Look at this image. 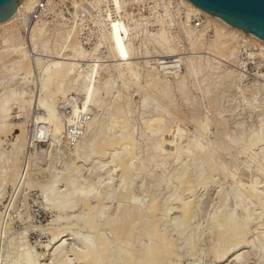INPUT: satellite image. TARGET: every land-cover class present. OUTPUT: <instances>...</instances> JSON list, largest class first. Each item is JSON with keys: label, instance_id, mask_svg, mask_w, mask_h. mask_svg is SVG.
Returning <instances> with one entry per match:
<instances>
[{"label": "bare ground", "instance_id": "obj_1", "mask_svg": "<svg viewBox=\"0 0 264 264\" xmlns=\"http://www.w3.org/2000/svg\"><path fill=\"white\" fill-rule=\"evenodd\" d=\"M36 1L37 0H21L18 2L15 12L8 19L0 22V28L11 24L18 19L21 21L23 29L24 24L29 17V13H31L34 9ZM146 1L148 0H76L75 4L77 3V5H81L83 2H86L91 5V8H94L96 11H98V15L95 17L93 22L98 27L97 30L100 38H98L99 42L95 44V47L92 49V51L88 52L83 47L82 41L79 40L77 30L74 31V29H76L75 26L66 25L64 21H56L54 24H57L58 26L56 25L57 27L54 26L52 29L53 35L57 40L59 39L61 43L57 44V48H55V46L53 48H49L47 41L44 42L42 48L46 52L44 54L46 58L42 61V57H37L36 60L34 57L31 59H34L35 62H31V60L29 61L26 49L24 46H22L23 37L19 35V32H16V39H18L20 43L19 45H12V50L16 55V58L13 60V64L15 65V70H17V72L21 75L20 80L23 81H26L28 78H30L29 76L32 74L30 69L33 63H35V66H37V68L40 70L41 94L38 98V107L40 106L45 110L44 113L46 116L43 115V118H45L46 123L51 127V145H59L62 142L61 136L63 133V124L57 111V101L59 95L63 97L67 92L69 93L71 89L73 90V87L76 86L75 84H80V90L83 93V100H81L80 110L84 111L90 108V110H93L95 113L96 110L94 111V109H102L101 115L93 113L94 116L92 119L86 123L87 128L84 131L85 134L83 132V137L76 143L75 147H73V155L76 159L82 161L87 160L90 157H92L93 161L94 158L98 159L106 155V159L108 161L103 160L101 162L104 163L103 167L109 165L108 167L110 168L107 170L104 169V176H102V174L100 177H98L99 180L96 179V183L90 184V186L86 189L83 186L86 183L85 178L82 177L81 183L78 185L77 183L78 180H80V177L69 175V173L68 175H65L66 173L63 169L64 173L62 172L49 180L51 178L50 177L47 180L48 182L44 184V198L48 202H53L52 204H55L54 206L56 208L61 210L73 209L77 202H80L83 210H85L83 214L79 213L72 216L57 215L53 220V222L62 223L57 226L55 225L52 231L49 230L51 231V235L49 242L46 244L47 248H52L53 246L58 245L53 251L55 262L57 258H60L58 261H61V257H64L66 252L69 251L73 252L74 255L73 259L75 263L71 262V264H181L179 263L181 259L179 257L181 244L177 243V238H173L169 228L172 227V230L176 231L175 234L180 236L179 234L187 229L191 220L193 219L192 216L194 214L192 212V208L194 207L195 202L191 197L190 200H184L180 198L183 195L180 196L181 194H176L179 197L176 198L174 197L176 196L174 194L178 190L185 188H188V190L184 191H188L189 193V188L191 186L193 187L197 181L198 185L199 183H201L200 185H202V183L205 185L210 181L207 175L210 171L217 169L216 171L218 172L222 171L220 174H227V166L228 168L230 166L228 165L230 162L227 161L228 159H226L225 156V152L227 150L223 152L224 150L221 151V149H219L222 153L219 151L220 154L215 155L213 150L208 148L207 145H204L205 143L203 144L202 141L197 139V137L194 140L189 138L190 140L187 143L182 144V139L184 137L190 136V133H188L186 128L183 127L182 119L172 118L169 124H164L165 117H172L168 108L170 107L171 102L169 101L170 103L166 104L164 107L162 105L163 108L160 109L158 100H164V98L168 99L170 96L171 91L169 88L168 79L162 78L163 76L158 71V68L154 69L149 65L150 61L148 59L141 60L142 57L138 56V47L135 46L134 40L140 36L142 37L143 35L144 38H142V40L145 39V41L148 40L154 45H157V47L163 51V53H165L164 55H159L156 58L157 63H159L161 59L176 58L178 61L180 60V62L184 64V62H186V57L184 58L181 55V52H179L180 49L174 44V40L177 37L178 32L183 33L186 40L188 41V49H191L192 51L196 49L195 47L197 46V42L199 43L201 41L200 36L202 31V29H197L199 23L195 25V23L190 20L191 15L196 14L204 17L203 19L200 17L204 23L202 27L211 24V22L218 24V26L213 27L215 29L214 33H216L214 35L215 39L211 44V50H216L220 53V50H224L226 46L225 42H227L229 38L234 39L236 32L242 35L243 38L253 40L255 44H258L261 54H264V41L252 35H247L237 28L229 26L217 17L206 14L189 3L187 0H152L155 3V6L162 3L161 5L163 6V10L162 12H158L155 9L157 7L152 6L151 10L156 14L155 26L157 27L152 29L153 31H148L145 29L144 25H142L140 18L133 20L128 12V7H132ZM49 3L50 1L48 0L47 5H49ZM169 4H174L172 6H178L180 8L183 7L186 12L185 21H181L178 24V32L173 31L174 23L169 16ZM28 29L30 33L27 38L35 49L36 40L46 33L43 19L32 21ZM225 29L229 32V35H226L224 31ZM225 38L228 39L225 41ZM77 42L80 44V46ZM100 43L104 44L106 48L105 53L97 51V47L100 45ZM147 53L145 54L147 55ZM232 53L233 51L231 50L228 53V56H231ZM193 54L192 55L196 57L187 60L189 74L195 76L204 70V76L207 73L205 69L209 70V68H211V62L207 61L208 65L205 66L199 61V59H197L200 58V56H197L196 53ZM147 57L145 56L143 58ZM136 59L140 61L141 65L146 67L143 69V74L146 79L144 81V87L143 85L141 86L143 89L142 93H144L141 94L142 105L140 106L147 105L151 100V102L155 103V110L158 111L155 115H144L141 117V120L144 124L143 130L147 129L149 130L148 132H150V134H157L153 143L147 147L148 154L146 162H155V159H157L155 157L158 156L159 161H161L158 162L160 163L159 165H161L164 163V160L167 159V157L172 156V158L175 160L174 162L181 164V167L179 166L180 168L178 170H174L175 172L172 171V173L169 174V177L166 179L167 184L170 182L177 183V187H179V189L173 188V190L177 189L176 192L173 191L174 194L169 192L172 193V197L169 195V197H171L170 199L167 195L161 199L154 197L150 202L148 201L149 203L147 202V205H144L146 203L141 204V201L139 202L137 197L136 199L132 197L131 200L128 199L129 197H127L128 195L131 197L130 189L133 184L132 177L134 173L136 174V171L143 172L148 168V165H146L147 163L145 164L144 162L140 161L139 164L138 156L136 157L135 150L136 147L138 149V144L136 143V137L131 125L132 114L127 111L129 98L127 95L121 96L120 91H117V93L120 94H113L116 97L114 98L112 95L114 99L111 100L107 106L102 105L104 96H109L110 92L113 90L111 89V86L115 84V79L120 81L122 86L125 88L130 83L139 82L141 77L139 67L140 63ZM82 64H85L87 68L85 74H82V72L79 70L77 71V68H80V66L82 67ZM172 70L173 68H171V70L164 71L163 74H171L176 80L178 90H185V84H183V79H180V73L178 71ZM165 77H168V75ZM136 86L140 87L138 83ZM154 92L155 94H153ZM13 98L19 103L27 101L26 92L24 91L17 92L11 90L9 93H6L0 97V119L2 120L0 121V133L4 132V130L7 131L10 129L7 132L5 131L8 133L11 131L13 126L16 125H12V123L7 122L9 117L8 104ZM76 111L77 110H75V112ZM40 118L42 117L37 118V120L39 121ZM198 124L199 129L197 130L205 132V128L207 129L206 124L200 122ZM15 127L20 128L21 134L18 133L19 135H16L17 138L14 139L15 142L10 145L11 147L8 149L9 151L7 150L8 152L6 151V153L3 152L4 148L2 150L1 143H3V140L0 138V153L5 154L4 157H8V160H10V158L13 156H19L18 153H20L23 146L25 145L26 138L24 139L22 136L24 129L23 124H17ZM41 130H44V127H41ZM142 131L141 133L143 134L144 132ZM141 133L140 135H142ZM258 133L259 136L254 135L253 138L246 140L247 142L245 144L243 143L244 146L241 145L242 148L239 149H242L243 153L245 151L244 148L246 149V158L245 161L242 162V165L247 166L245 162H252L256 166V171L260 174L261 179L258 180L259 178L254 176V178L250 176V178L245 179V177H248L247 173H249V171L247 173L246 171H243V168H240L241 163H239L240 165H236L234 167L235 169L229 172V176L231 178L230 180L234 185L233 191L231 190L232 188L230 189L231 192H233L232 194H234V196H232L237 199L238 205L240 203L241 207L243 208L244 214L243 216L241 215L242 219L240 218V220H234V212L232 213V210L229 208L231 210L230 211L227 208L228 206H226L227 204L225 202L227 198L231 197L229 196L230 194H228L229 192L223 189L219 191L217 190V200L219 201V205L216 207V209L214 207L215 211L212 210L214 211L212 215V223H217L220 229L218 231V238L216 237V243H214L210 248V253L212 255L211 258L213 260H218L220 258L222 259L230 252L234 251L238 253L240 249L242 250L243 245L245 244L243 242L245 241L244 237L249 234V231L253 230H250L249 226L251 221L253 222L255 219L260 221L262 220L261 218H263L262 223L264 224V217H262L264 214V191L261 192V188L259 189L260 182L264 181V149H261L258 153L253 149L254 145H256V141H259L261 138L260 135L262 133ZM203 134L204 133H202V135ZM144 135H142L143 138L145 137ZM219 145L220 148L222 147V149H224L223 143L220 142ZM226 145H228V143ZM124 153L127 155H125L126 158H120V155H123ZM117 158H119V162H117L118 164H116V162L114 163L115 159ZM216 159H218V162ZM135 160H138L137 162L139 165H136L137 162ZM198 160L204 161L206 166L204 169L201 167L202 169L197 175H195L194 171L196 168H194L195 170L193 172L192 168L194 166V162ZM158 162L157 164H153L158 165ZM211 162H213L212 164L215 165L216 169L213 168L214 165H211ZM214 162L216 164L218 163L217 166ZM191 165L193 166L191 167ZM195 166L197 167V165ZM15 169L16 164L12 163L8 168H6V170L3 171H5L8 178L11 179L16 175ZM117 170L120 173L117 177V182L112 183V180H114L112 175ZM254 174L255 173H253V175ZM212 179L213 178H211V181ZM61 180H64L65 186L67 187L64 188V191L59 188V182H61ZM213 180H216V178ZM212 182L214 183V181ZM95 185L101 186L100 188L104 190L99 192L95 191L96 194L93 195L96 198V201L92 203L90 197L92 196L91 194L93 189H95L93 187ZM60 190L62 192H59ZM182 191L183 190H181V192ZM193 191L194 189L191 190L190 193H193ZM179 192L180 191L177 193ZM118 194L119 197L121 194H123L122 197L124 194H128L126 196L128 200L125 202L120 200L117 202L114 212H109L107 210L106 201L113 199L114 197H118ZM165 198L166 202H169V204L166 206L165 204L167 203H165ZM241 199H245V202L247 203H242L244 201H241ZM256 204H258V206H255ZM176 211L179 213V215L171 218L170 214H173ZM69 217L73 220H70ZM79 223H81L83 227L89 230L92 234L90 235L89 233L86 238H83L82 235L79 234L82 238L78 239L81 242H78L77 240V242L80 243V247L75 249L78 246L76 245V241V244L74 243L75 247H73L65 244L64 241L61 242V238L65 235L74 236L72 239H75V237L77 238L79 236H77L79 232H73L72 226L75 224L78 225ZM263 224H259V222H257L255 223V228H253L256 229L259 225L262 227ZM188 233L189 235L186 239L184 238L183 242L185 245L189 246L190 253L192 252L191 254H194L193 251L195 250L200 237L198 236L199 238H195L194 230H190ZM256 235V239L260 245L261 251L263 250L264 252V231L258 230ZM10 245H12L13 249H8L10 250V252L8 251L9 253H2L0 262L3 261L4 264H41V259L34 252L33 247L28 242L19 240ZM234 252L232 254H234ZM250 252L253 253L254 251ZM246 253L247 251L245 253L242 251V253L236 254L234 259L237 260V264H245V262L249 261L247 259L250 256L246 257ZM248 255H250V253ZM65 258L63 260H65ZM260 258H262V256H260ZM66 260L68 262L67 264H69L71 261V259ZM260 260L263 262L264 259Z\"/></svg>", "mask_w": 264, "mask_h": 264}, {"label": "rangeland", "instance_id": "obj_2", "mask_svg": "<svg viewBox=\"0 0 264 264\" xmlns=\"http://www.w3.org/2000/svg\"><path fill=\"white\" fill-rule=\"evenodd\" d=\"M154 4L155 3L151 0L144 2L143 4H138L132 7H128V12L130 14V17L133 20L140 18L142 25H144L145 29L148 31H153L152 29L157 27L155 26L156 14L153 13L151 10L152 6H155ZM155 7H157L155 9L158 12H162L163 6L161 4H157ZM67 11H68V4L65 5L64 2H61L58 5L49 8L47 12H45L43 16L44 17L43 23L46 28L47 34L45 33L43 36L39 37V39L36 40L35 49L32 43L27 38V36L24 34L20 20L17 19L13 23L0 28V97L6 93H9V91L11 90L17 92L24 91L26 92V97H27V101L25 102L19 103L16 102L17 100L13 98L8 104L9 117L7 119V122L12 123V125L16 124L15 126H17V124H23L24 129L22 132V136L24 137V139L25 138L26 139H25V145L23 146L20 153H18L19 156L18 155L13 156L12 158H10V160H8L9 159L8 157H7L8 159L4 157L5 154L0 153V188H1L0 189V257L2 253L3 254L9 253L10 250L13 249L12 245L10 244L15 243V241L17 242L19 240L21 241L23 240L28 242L33 247L34 252L41 259L40 260L41 264H67L68 262L66 259H71L69 264H71V262L75 263L73 259L74 257L73 252H69V251L66 252V255L64 257H61V261L60 260L58 261V259L60 258H57L55 262L53 251L56 249L58 245H55L52 248H47L46 244L49 242L51 235L50 233L54 229L55 225L57 226L61 223V222H57V223L53 222V220L57 215L72 216L79 213L83 214L85 210H83V207L80 202H77V204L73 209L61 210L59 208H56L54 206L55 204H52L53 202H48L44 198V194H43L44 184L48 182L47 180L50 177L51 178L49 180H51L52 178H54V176L59 175L65 170L64 171L66 173L65 175H68L69 173V175L80 177V180H78L77 183L78 185L81 183V178L82 177L85 178L86 183L83 186L87 189L90 186V184L97 182L96 179L99 180L98 177H100L102 174H103L102 176H104V171H105L104 169L107 170L108 168H110L108 167L109 165L103 167L104 163L101 162L103 160L104 161L107 160L106 155L102 156V158H98V159L94 158L93 161H92V157L82 161L76 159L75 156L73 155L74 154L73 147H75L76 143L85 134L84 131L87 128L86 123H88L89 120H91L92 117L94 116L93 110H90L89 107H88L89 109L87 110L84 111L80 110L81 100H83L82 98L83 93L80 90L81 89L80 84H75L76 86L73 87V90L71 89L70 92L69 93L67 92L66 95H64L63 97H61L60 95L58 97L57 111L61 117L63 124V133L61 136L62 142L59 145H55V144L51 145V140H50L51 127L46 123L45 118H43V115H45L44 113L45 110L40 106L38 107L39 105L38 98L39 95L41 94L40 70L37 68V66H35V63H33L32 67L30 66L31 67L30 71L32 72V74L30 73L31 74L29 76L30 78H28L26 81H23L20 80L21 75L17 72V70H15L16 68L15 65L13 64V60L16 58V55L15 52L12 50L13 47L12 45H16V44L19 45L20 43V41L16 39L18 32L19 35L23 37L22 46H24V48L26 49L28 53L29 61L31 60V62L32 61L35 62L37 57H42V61L43 59L46 58L44 56L46 52L42 48L44 42L47 41V45L49 46V48L50 47L53 48L54 46L55 48H57V44L61 43V41H59V39L57 40L56 37H54L53 35L52 29L57 24H54L55 22L51 19V17L54 14L58 15L59 17L61 16L67 17L66 15ZM169 16L171 17L174 23L173 31L178 32L177 30L179 26L178 24L181 21H185L186 19L185 15L183 14V11L178 10V12H176V9L172 8L171 6L169 7ZM203 18L204 17H202V19ZM83 20H84L82 21L83 34L81 35L79 40H81L82 43L84 42L83 47L88 52V51H92L94 45L99 42L98 38L100 37L98 30L95 29L91 23H89L88 21L89 18L86 19V17H84ZM203 25L204 23L202 22L200 26H197L198 30L202 29L200 36L201 41L199 43L197 42V46L195 47L196 49H194L193 51L191 49H188L189 47L188 41L186 40L185 35L183 33L178 32L177 37L174 40V44L180 49L179 52H181V55L184 58L186 57L185 58L186 62H184V64L180 62V60L178 61V59L176 58L170 59L172 61L177 60L176 62H174V64H176L177 66L172 71H178L181 76L180 79H183V84H185L184 85L185 90L182 91L179 89L182 93L178 90L175 78L171 74H163L164 70H161L157 65L156 58L159 55H164L165 53H163V51H161L157 47V45H154L150 41L148 40L145 41V39L142 40V38H144L143 35L142 37L140 36L136 38V40H134V43L135 46L138 47V56L142 57L141 60L148 59L150 61L149 65L154 69L158 68V71L163 76L162 78L168 79L169 88L171 91L170 96L168 97V99L164 98V100L163 99L158 100L160 109H162L166 104H169L171 102V105L168 108L171 112L172 117L171 118L165 117L164 124H169L172 118L182 119L183 127L186 128L188 133H190L189 137H184L182 139V144L187 143L190 140L189 138L194 140L197 137V139L202 141L203 144L205 143L204 145H207L208 148L212 149L215 155L220 154L219 149H221V151L224 150L223 152L229 150L228 152L227 151L225 152L226 159H228L227 161L230 162L228 164L230 165L229 168L227 166V174L225 173L220 174L222 173V171L220 172L216 171L217 169L215 165L212 164L213 162H211V165H214L213 168L216 170H212L213 172L210 171L211 174L210 172L207 174L210 183L207 182L205 184L206 186L204 185V183H202V185H200L201 183H199L198 185L197 184L198 181H197L196 184L193 185V187L191 186L189 188L190 189L189 193L188 191L187 192L184 191V190H188V188L181 189L184 192L178 190L180 192L177 193L178 192V191L176 192L177 189L173 190V188L179 189V187H177L178 184L173 181H172L173 183L170 182L172 185L170 183L167 184L166 179L169 177V174H171L172 171L175 172L176 169L178 170L181 167V164L178 163L180 164L178 165L176 162H174L175 160L172 158V156L167 157V159H165L164 163L162 162L163 164L161 165H159L160 164L159 162L161 161H159L158 156L155 157L157 158L155 159V162L154 161H152L151 163L146 162L147 154H148L147 147H149L150 144L153 143V141L155 140L154 138H156L157 134H150V132H148L149 130L147 129L143 130L144 124L141 120V117L144 115L145 116L155 115L158 111L155 110L154 108L155 103L151 102V100L147 105L140 106L142 105L141 94L144 93V92L142 93L143 89L141 88V86L143 85L144 87L145 85L144 81L146 79L143 74V69H145L146 67L141 65L140 61L136 59L140 63L139 67H140L141 77L139 82H137L138 85H140V87L136 86L137 83H130L125 88L122 86L120 81H117L115 79V84L111 86L112 87L111 89H113L111 91L112 93L110 92L111 95L109 94V96L104 94L105 96L103 98L102 105L107 106L110 103V101L116 97L114 95H118L121 93V96L122 95L128 96L129 104L127 106V111H129L132 114L131 125L134 130L136 143L138 144V149H139L138 150L136 147V150L140 152L139 153L138 151L135 150L136 157L138 156V160H139V161L138 160L135 161L136 162L138 161L139 164L140 161L144 162L145 164L147 163L146 165H148L147 166L148 168L147 167L146 168L150 172L147 169L143 172L136 171V174L134 173L132 177L133 184L130 189L131 197L128 194H127L128 196L124 194L123 196L124 199H123L122 197L123 194H121L120 197L118 194L119 198L114 197L113 199L106 201L107 210L113 213L117 205V202H119L120 200L121 201L123 200V202L127 201L128 199L131 200L132 197H134L135 199L137 197V200L139 202L141 201V204L146 203L144 205H147L154 197L161 199L164 198L165 195H167L168 198L170 199L172 197V193L174 194L173 191H175L176 193L174 195L181 194L180 196L182 195L183 196L180 198L184 200H190L192 198L195 202V205L192 208V212L194 214L192 216L193 219L191 220L187 229L181 234H179L180 236H178L177 234H175L176 231L172 230V227L169 228V230L173 235V238L174 237L177 238V243L181 244V248L179 252L180 254L179 257L181 259L179 263L237 264L236 262L237 260L234 259L236 254L238 253L240 254L242 253V251H244L245 253L247 251V253L248 254L250 253V255L246 253L245 256L246 257L250 256V257L247 259L249 261L245 262V264L247 263L264 264V260L263 262L260 260V259H264L263 258L264 252L263 250L261 251L260 245L256 239L257 238L256 233H258V230L264 231V227H263L264 224L262 223L263 218H261L262 220L260 221L257 219H255L253 222L251 221L249 226H250V230L252 229L253 230L249 231V234L246 235L247 237L246 236L244 237V240L246 242L243 241L245 244L243 245L242 250L240 249L238 253L233 251L234 254H232L233 252H230L222 259L220 258L218 260H213L211 258L212 255L210 253L211 250L210 248L214 243H216L217 240L216 237L218 238V233H219L218 231L220 229L217 223L215 222L214 224L212 223L213 212L215 211L216 207L219 205V201L217 200L218 198L217 192L222 189L229 192L228 194H230L229 196H231L232 198L231 197L227 198L225 203L227 204L226 206H228L227 208L228 209L230 208L232 211L230 209L229 210L232 213L234 212L233 213L234 220H240V218L242 219V216L244 214L241 204L239 203L238 205L237 199L233 197L234 194H232L233 192H231V190L233 191L234 185L230 180L231 178L229 176V172L234 170L235 169L234 167L239 163H241V165L239 164L240 168H243V171H246V173L249 171V173H247L248 177H245V179L250 178V176L252 177L254 176L256 178L258 177L259 178L258 180L261 179L260 174L256 171V166L252 162L247 161V163L245 162L247 166L242 165V162L245 161L246 158V154H245L246 149L244 148L245 151L243 153V150L241 149L242 150L241 151L239 148H242L241 145H243V143L245 144L247 142L246 140L253 138L254 135L259 136L258 132H261L262 133L260 135L261 140L259 139V141L257 140L258 142L256 141V145H254L253 149L257 153L260 152L261 149H264V138H263L264 137V54L260 53V47L258 44H255L253 40L243 38V36L238 34L237 32L235 33L236 36L234 37V39L229 38V40H227L228 38H225V41L227 40V42H225L226 46L224 50H220L221 54L216 50H211L210 49L211 44L215 39L214 35L216 33V32L214 33L215 29L213 27L218 26V24L211 22V24L205 27H202ZM224 31L226 35H229V32L226 29ZM78 45L80 46L79 43ZM97 49H98L97 51L99 52L102 53L106 52V48L104 44L100 43ZM231 50L233 51V53L231 56H228V53ZM145 53H147V55ZM193 53H196L197 56H200V58L197 59H199V61L203 65L206 66L208 65V62H211V68H209V70L205 69L207 73L204 76H203L204 70L195 76L189 74L187 60L196 57L193 56L195 55ZM145 56L148 57L143 58ZM34 57L35 60L31 59ZM210 59L213 61H211ZM78 70L81 71L82 74L83 73L85 74V72L87 71L86 65L82 64V67L80 66V68H77V71ZM166 75H168V77H165ZM117 91H120V93H117ZM153 94H155V92ZM112 95L114 96V98ZM74 109L77 111L75 112ZM94 111L97 115L102 114V109H94ZM38 116L42 117L40 118L41 121L37 120V118H39ZM0 121L2 120L0 119ZM199 122L206 124L207 129L205 128V132L204 131L201 132L200 130H197L199 129V124H198ZM15 126H13L11 131L8 133L6 132L9 131L10 129H8L7 131L4 130V132L6 131L5 133L4 132L0 133V138L1 140H3L2 141L3 143H1L2 145L1 147L2 150L4 148L5 151L3 150V152L5 153L8 149H10L11 147L10 145H12L13 142H15L14 139L17 138L16 135L21 134L20 128H17ZM41 127H44V130H41ZM141 131L144 133L142 134ZM140 133L142 135L145 134L144 135L145 137L143 138V136L140 135ZM202 133L204 134L202 135ZM220 142L223 143L224 149H222V147L220 148L219 145ZM227 143L229 146L226 145ZM125 155H126L125 153L123 155L121 154L120 158L122 159L126 158L127 155L126 156ZM216 160L218 162V159ZM115 162L116 164H118L117 162H119V158L115 159L114 163ZM138 162L137 164L136 163L135 164L139 165ZM157 162L158 165L153 164V163L157 164ZM12 163L16 164V169H15L16 175L14 178L10 179L6 175L7 173L3 170H6V168H8ZM78 165H80L81 167ZM195 165H197V167ZM192 166L193 165H191V167ZM205 166L206 164L204 161L198 160L194 162L192 172L195 170L194 168H196L194 174L197 175L198 172L202 168L204 169ZM144 172L146 173V175ZM253 173L255 174L253 175ZM119 174L120 173L118 172V170L113 173L112 176L114 177L113 178L114 180H112V183L117 182L118 179L117 177ZM211 178L213 179L216 178V180L212 179L214 183L211 181ZM63 183L64 180H61V182H59V188L62 189V191H64V188H67L65 186V183L64 184ZM259 186H260L259 189L261 188L260 190H262L261 192H263L264 181H261ZM93 187L96 190L93 189V192L91 194L92 196L90 197L92 203L96 201V198L94 197V195L96 194L95 191L99 192L104 190L100 188L101 186L95 185ZM193 189H194L193 193L192 192L190 193V191ZM62 191L60 190L59 192ZM169 195L171 197H169ZM126 196L129 198L127 199ZM174 197L177 198L178 196L176 195ZM166 198H165V203H167ZM216 200L218 203L216 202ZM241 201H244L242 203H247L245 202V199L244 200L241 199ZM168 204L169 202L165 204V206ZM255 206H258V204H256ZM177 215H179V213H177L176 211L173 214L171 213L170 217L173 218ZM262 217H264V214ZM70 220L73 219L70 218ZM257 222H259V224H263V226L261 227V225H259L260 228L258 226V228L254 229L255 223ZM192 229L195 232V238L198 236L200 237V238L198 237L199 245L197 244L195 250L193 251L194 254H191L192 252L190 253L189 246L185 245L183 242L184 238L186 239L187 236L189 235L188 232L190 230L193 231ZM72 231L75 233L79 232L77 236L80 234L82 235L83 238H86L89 235V233L90 235L92 234L89 230L83 227L81 223H79L78 225L77 224L73 225ZM18 233L21 234L22 236L19 235ZM80 235L77 238L75 237V239H72L74 238V236L72 235H65L61 238V242L64 241L65 244L75 247L74 243L76 241L77 244L76 243L75 244L78 246L75 249H78L80 247L79 246L80 243L78 242H81L78 239H82ZM250 251H254V252L252 253ZM260 256H262V258H260ZM64 258L65 260H63ZM0 264H4V262L2 261L0 262Z\"/></svg>", "mask_w": 264, "mask_h": 264}, {"label": "water", "instance_id": "obj_3", "mask_svg": "<svg viewBox=\"0 0 264 264\" xmlns=\"http://www.w3.org/2000/svg\"><path fill=\"white\" fill-rule=\"evenodd\" d=\"M21 0H0V22L8 19ZM233 28L264 41V0H187Z\"/></svg>", "mask_w": 264, "mask_h": 264}, {"label": "built area", "instance_id": "obj_4", "mask_svg": "<svg viewBox=\"0 0 264 264\" xmlns=\"http://www.w3.org/2000/svg\"><path fill=\"white\" fill-rule=\"evenodd\" d=\"M50 3L49 5H47L48 0H37L36 4L34 6V9L31 13H29V17L26 20L24 27H23V32L26 36H29V27L31 25L32 21H37L42 20L44 17L45 12H47V10L51 7H54L55 5H58L61 2H64V4H68V11L66 12L67 17H59L58 15L54 14L51 19L56 22V21H64L66 25L69 26H75L77 30V35L78 38L81 37V35L83 34V22L84 21V17L89 18V23H91L95 29H98V27L94 24L93 20L95 19V17H97L98 15V11H96V9L91 8V5L83 2L81 5H77V3L75 4L76 0H49ZM151 1V0H148ZM147 2V1H146ZM144 3V2H143ZM140 3V4H143ZM162 4V3H161ZM138 5V4H137ZM174 4H169V7H171ZM172 8L176 9V12H178V10L183 11V14L185 15L186 12L183 9V7H178V6H172ZM180 8V9H179ZM95 13V14H93ZM201 16L196 15V14H192L191 15V21L195 23V25L197 23L200 24L202 23V17ZM201 22V23H200ZM81 41V40H80ZM84 44V42H83ZM95 47V45H94ZM93 47V48H94ZM174 62L176 61H172L169 58L168 59H161L159 63H157L158 67L161 70L164 71H168L171 70V68L175 69L176 68V64H174Z\"/></svg>", "mask_w": 264, "mask_h": 264}]
</instances>
